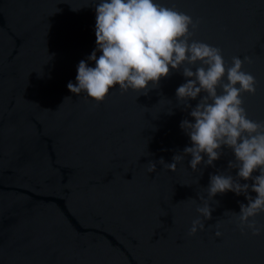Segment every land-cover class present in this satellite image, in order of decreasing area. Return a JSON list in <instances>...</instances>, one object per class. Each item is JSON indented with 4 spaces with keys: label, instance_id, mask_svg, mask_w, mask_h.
<instances>
[{
    "label": "water",
    "instance_id": "95a60500",
    "mask_svg": "<svg viewBox=\"0 0 264 264\" xmlns=\"http://www.w3.org/2000/svg\"><path fill=\"white\" fill-rule=\"evenodd\" d=\"M95 2L0 0V264H264V231H242L230 213L245 196L208 198L210 175L229 174L230 150L196 171L190 155L174 172L159 163L192 146L180 124L194 120L176 97L182 69L147 95L116 86L99 104L68 90L81 60L95 67ZM155 2L199 21L193 39L220 48L228 66L251 59L242 70L256 94L241 99L264 122V0ZM197 218L205 228L190 236ZM255 222L264 226V212Z\"/></svg>",
    "mask_w": 264,
    "mask_h": 264
},
{
    "label": "clouds",
    "instance_id": "9594fccd",
    "mask_svg": "<svg viewBox=\"0 0 264 264\" xmlns=\"http://www.w3.org/2000/svg\"><path fill=\"white\" fill-rule=\"evenodd\" d=\"M92 5L96 12L97 48L87 59L95 67L81 60L77 83L69 82L68 90L77 96L84 93L99 104L116 86L147 95L151 90L149 85L157 88L162 78L182 69L186 83L177 88L176 97L190 109L194 120L193 123L184 119L180 124L192 146L185 147L183 155H174L172 163H165L163 158L159 163L174 172L177 163L190 155V167L196 171L202 163L214 167L223 149L230 150L234 159L228 162L229 174L210 175L208 198L226 192L243 194L247 204L239 205V213H230L242 231L247 228L253 236H259L264 226H258L255 217L264 212V122L249 119L241 99L242 94H256L255 77L242 70L251 59L234 56L228 66L220 48L193 39L199 21L155 0H99ZM98 51L102 53L99 58ZM197 64L200 66L196 67ZM202 93L205 95L201 96ZM198 97L199 102L193 108L188 101ZM233 169L236 177L230 174ZM147 171L155 172L156 164L150 161ZM254 172L259 174L254 176ZM249 180L251 184L240 182ZM199 199L203 206H198L196 211L204 220H210L214 209L203 197ZM204 228V222L197 218L189 235ZM220 235L217 231L216 236Z\"/></svg>",
    "mask_w": 264,
    "mask_h": 264
}]
</instances>
